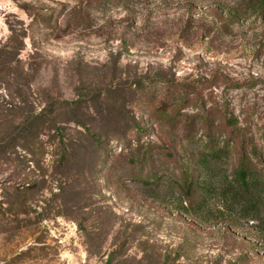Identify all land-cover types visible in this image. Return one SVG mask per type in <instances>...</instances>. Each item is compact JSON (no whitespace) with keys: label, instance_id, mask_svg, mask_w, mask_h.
Returning <instances> with one entry per match:
<instances>
[{"label":"rangeland","instance_id":"rangeland-1","mask_svg":"<svg viewBox=\"0 0 264 264\" xmlns=\"http://www.w3.org/2000/svg\"><path fill=\"white\" fill-rule=\"evenodd\" d=\"M243 3L0 0L1 117L44 123L0 154V264H264V194L242 210L194 157L212 135L230 145L224 170L244 158L264 174V13L218 16ZM181 83L199 98L182 121L203 120L163 127L151 110ZM133 142H153L144 166ZM191 180L208 189L169 196Z\"/></svg>","mask_w":264,"mask_h":264},{"label":"trees","instance_id":"trees-1","mask_svg":"<svg viewBox=\"0 0 264 264\" xmlns=\"http://www.w3.org/2000/svg\"><path fill=\"white\" fill-rule=\"evenodd\" d=\"M105 1L121 5L131 2V0ZM243 1L245 4L243 3L242 7L237 10L233 11V9H225L224 11H221L218 15L220 22L222 24H226L231 20H236L240 16H245L251 12L264 13V0ZM194 14V4L192 3L190 10L191 19L194 18ZM1 57L3 58V54L0 56V58ZM1 62L2 60L0 63ZM1 71H7L5 65L0 66V72ZM179 85V91H168V93L165 95H161V99L158 101L155 109L153 107L151 110L153 115H156L157 113L160 114V117H158L159 119L156 122H159L163 127L168 125L184 126V124L190 119H195L194 121L196 122L203 120L204 114L196 113L187 114L185 120L182 121V117L184 116L182 111L189 107L192 102H196L199 98L196 99L194 96L192 97V93L190 92V87L192 86L191 84L187 83V85H185V83H181ZM167 87L171 89L176 87V84L170 83ZM1 105L2 102L0 101V154L11 148L17 147L18 145L16 144L12 145L14 140H24L25 142L31 141L33 137H36L41 133L40 128L41 126H44V123L40 121L43 112L36 113L34 110L30 111L28 114H26V116H24L22 121L15 123L12 120L3 119L1 117L3 113ZM216 109L221 113L222 120L224 121L226 127L234 128L237 126V117L230 110L229 104L219 101ZM136 133L137 131H134L133 134ZM214 139L215 137L212 138V135H210V139L206 141L203 149H199L195 154V162L200 166L203 174H206L212 178L219 176L224 184L222 192L226 198H229L232 202L237 200L236 203L241 207L242 210H245L249 213L254 212L258 203V196L264 194V174L259 173L257 169L250 163L246 162L244 158L239 162V165L232 172L229 173V171L224 170L223 167L219 165V162L225 155H227L229 149L228 147L230 145L225 141L222 144L221 141H216V139ZM152 143L153 142H149L150 146L143 150V148H145L144 143L135 144V142H133V144L128 148V163H140L144 166L148 161V156L151 157L149 154L150 147L153 145ZM121 144L122 146L124 145V143ZM41 145H44L43 142H41ZM57 146H60L59 148H61V160H59L58 163H60V161L64 163L66 155L70 154V147L63 138L57 144ZM121 148L123 150V147ZM141 178V183L143 186L158 192L155 193L156 195L161 194L160 191L157 190L159 186H156L158 178L155 173L149 172L148 174L142 175ZM180 189L182 192L173 191L171 193L167 192V194L170 193V197H175L176 195L179 196L182 198V202L184 203L187 199L190 200L196 192L204 193L208 188L204 184L201 187L197 186V184L191 180L188 184L182 185Z\"/></svg>","mask_w":264,"mask_h":264}]
</instances>
